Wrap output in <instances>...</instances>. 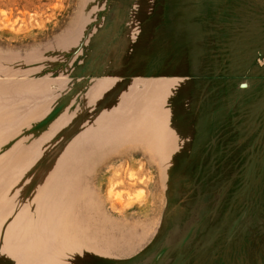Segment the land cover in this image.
<instances>
[{
    "label": "rangeland",
    "instance_id": "obj_1",
    "mask_svg": "<svg viewBox=\"0 0 264 264\" xmlns=\"http://www.w3.org/2000/svg\"><path fill=\"white\" fill-rule=\"evenodd\" d=\"M0 264H264V0H0Z\"/></svg>",
    "mask_w": 264,
    "mask_h": 264
}]
</instances>
